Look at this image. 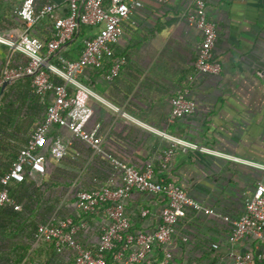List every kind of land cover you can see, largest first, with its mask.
Listing matches in <instances>:
<instances>
[{
  "label": "crops",
  "instance_id": "0c3cea01",
  "mask_svg": "<svg viewBox=\"0 0 264 264\" xmlns=\"http://www.w3.org/2000/svg\"><path fill=\"white\" fill-rule=\"evenodd\" d=\"M49 1L59 5L58 15H66L63 0L36 3L39 7ZM203 1L208 18L217 28L213 53L221 64L219 74L194 71L201 36L186 22L192 0H166L145 1L124 23L123 35L113 47L112 57L99 70L85 69L80 80L98 97L88 100L93 110L89 126H100L105 153L137 169L151 164L158 180L175 183L191 199L217 215L236 218L244 212L245 198L258 182L264 181V170L260 168L264 166V0ZM21 3L22 0H0V34L23 32L24 23L16 15ZM51 29L50 21L41 20L29 33L46 45ZM82 39L75 36L49 61L55 63L58 57L76 59ZM42 52L45 54V47ZM24 60L20 53L0 45V72ZM115 60L122 61L119 73L106 80L104 74ZM182 90L195 100L196 109L191 115L171 120L170 101ZM152 129L222 155L172 146L169 139ZM51 134L72 140L57 166L62 175L72 173L74 180L68 184L75 192L107 185L112 169L104 157L94 155L65 128L54 127ZM14 141L17 155L27 138ZM5 144L7 140L0 137V160L6 151ZM170 149L171 157L164 163L165 152ZM225 155L244 162L232 161ZM44 158V174L60 162L47 153ZM57 182L51 179L47 184L55 189ZM67 193L53 201V215L78 218L75 193L70 201ZM163 204L161 195L132 191L123 203L131 231L154 230L160 223ZM61 210L64 214L59 213ZM99 216H89L87 229L78 235L88 247L96 244ZM175 232L172 264H232V255L244 252L252 254L254 264H264V226L261 237L246 235L231 243L230 228L220 216L189 210L177 223ZM15 243L13 250L0 246V264H52L48 260L53 251L50 245ZM214 243L216 249L211 248ZM156 253L160 255L157 249ZM19 256L22 258L16 263Z\"/></svg>",
  "mask_w": 264,
  "mask_h": 264
},
{
  "label": "built area",
  "instance_id": "2783aa9c",
  "mask_svg": "<svg viewBox=\"0 0 264 264\" xmlns=\"http://www.w3.org/2000/svg\"><path fill=\"white\" fill-rule=\"evenodd\" d=\"M66 15L57 14L59 5L49 1L37 6L36 0H22L16 15L24 23L19 35L0 34V45L20 53L25 60L5 68L0 72V88L4 82H13L21 77L31 79L33 92L40 99L48 97L43 119L34 127L25 145L18 151L9 170L0 177V207L13 203L8 196L10 182H22L26 176L36 177L46 172L44 155L47 153L55 161H60L72 145L70 138L51 134L52 128H65L72 137L85 144L94 155L104 157L111 165L112 173L107 185L99 188L81 189L75 192L74 208L77 221L72 216L51 215L39 223L33 234V245L48 244L58 254L63 255L64 264H172V250L175 244V229L179 220L187 216L189 210L204 215L220 216L230 228L229 241L236 243L246 235L261 237L264 226V181L255 186L244 200V212L236 218L217 215L193 199L175 183L161 181L155 177L151 164L142 169L121 161L102 148L100 126H89L93 110L88 104L92 97L98 98L93 90L80 80L85 69L99 70L113 55V47L123 35L124 23L145 1L164 3L166 0H63ZM41 20L51 22V39L42 44L29 33V29ZM186 22L200 34L201 40L193 62L197 74L217 75L221 64L214 58L217 38L215 23L208 18L203 0H192V8L186 14ZM95 29L81 40L82 47L76 59L58 57L50 62L49 57L59 51L78 33L80 26ZM46 52L43 54V48ZM122 65L115 60L104 74L106 80L114 79ZM55 77L62 80L55 81ZM170 119L174 120L194 113L196 102L182 90L170 101ZM116 110V108H115ZM173 144L210 151L195 144L176 139L164 133ZM173 150L165 152L164 163L168 162ZM232 161L244 162L225 155ZM247 162V161H246ZM254 166V163H251ZM264 170V166H260ZM132 191L161 195L164 204L160 223L150 232H132L128 217L124 214L123 203ZM19 210V205H14ZM99 214L98 238L95 246H86L79 239L81 231L87 229L89 216ZM145 211L141 213L142 216ZM183 240H186L183 238ZM211 248L216 249L214 243ZM155 249L160 255L155 254ZM232 264H254L251 253L232 255ZM262 264V263H259Z\"/></svg>",
  "mask_w": 264,
  "mask_h": 264
},
{
  "label": "trees",
  "instance_id": "16d2710c",
  "mask_svg": "<svg viewBox=\"0 0 264 264\" xmlns=\"http://www.w3.org/2000/svg\"><path fill=\"white\" fill-rule=\"evenodd\" d=\"M89 27L81 25L79 32L76 36L81 37ZM74 59V58H68ZM55 81L61 83L62 80L55 77ZM49 103L48 97L40 99L37 96L31 87V79L28 76L21 77L11 83H8L1 95H0V135L1 132L5 131L7 127L14 124L16 120L23 115L29 117L31 120L37 119L39 122L42 117H44V111L46 106ZM43 112V115L40 114ZM30 133L26 138H29ZM16 155L13 157L15 160ZM8 163V166L13 163ZM7 165V164H6ZM5 164H0V177L6 173L10 166L7 168ZM46 174L36 176L40 178V182L34 183L27 182L28 176L22 182H10L7 186V192L9 199L13 203H6L4 206L0 207V246L4 247L6 242L5 238L8 241L9 231H13V226L26 227V220L31 218V226H28L26 232V240L33 242V234L36 230V227L39 223L45 222L53 213L55 212V203H50L48 205H43L44 193L41 190L43 188V183L41 179ZM2 185L0 183V189ZM14 205H19L20 209H14ZM78 218L74 217V220L77 221ZM18 244V243H15ZM9 250H13L15 247L12 245H6ZM22 248H27L23 246ZM53 251H51V256L49 261L52 264H64L65 260L63 255L58 254L55 249L51 246ZM21 256L16 259L17 261L21 260ZM12 261V260H11ZM14 262V261H12ZM15 263V262H14ZM11 263V264H14ZM110 263V252L107 253V264Z\"/></svg>",
  "mask_w": 264,
  "mask_h": 264
},
{
  "label": "rangeland",
  "instance_id": "374dc122",
  "mask_svg": "<svg viewBox=\"0 0 264 264\" xmlns=\"http://www.w3.org/2000/svg\"><path fill=\"white\" fill-rule=\"evenodd\" d=\"M89 30L90 33L95 31V29L91 30V29H87L85 31V34H87L86 36L89 35ZM80 38H83V34L81 35ZM1 95V94H0ZM43 115V112L40 114V116ZM37 119L31 120L29 117H25L23 115H20V117L16 120V122L12 125H10L9 127L6 128L5 131L1 132V136L3 137V139L5 138L7 140V144H5L6 148H5V152H3V155L1 160H0V164H7V168L10 166H8V163H11V161H13V157H14V153H15V146L16 144H14V140H20L25 138L26 136H28V134L33 130V128L35 127V125L37 124ZM14 141V142H13ZM19 142V141H18ZM5 143V142H4ZM17 143V142H16ZM3 144V143H2ZM57 165H61V161L58 162V164H55L54 167L52 168L53 170L50 173H47L42 179V183H43V188L41 187V190L44 193V203L43 205H48L50 203H52L54 200L57 199V197H59V195L61 194H65L67 193L68 197L67 199L70 201V196L71 194L75 191L71 188L72 186H69L68 182H71L74 180V176H72V173L69 174H65L62 175L60 173V168H58L59 166ZM51 179L56 180L58 184L54 183L56 186L55 189H51V187L47 184V182L51 181ZM35 182V183H39L40 182V178H28L27 182ZM33 182V183H34ZM67 184L69 187H67ZM74 187V186H73ZM60 214H64V212L61 210L59 212ZM31 221L32 219L29 218L26 220L25 223H27L26 227L20 228V226H13V231H9V233H7L6 235H8V241H6V238L4 239L6 242V245H12L16 242V243H20L19 244H23L26 240V232L28 230V226H31ZM22 241V242H21ZM29 243V241H28ZM31 243V241H30ZM15 246V245H14Z\"/></svg>",
  "mask_w": 264,
  "mask_h": 264
},
{
  "label": "water",
  "instance_id": "95a60500",
  "mask_svg": "<svg viewBox=\"0 0 264 264\" xmlns=\"http://www.w3.org/2000/svg\"><path fill=\"white\" fill-rule=\"evenodd\" d=\"M7 83H9V82L6 81V82H4V83L2 84V86H1V88H0V94L2 93L4 87L6 86Z\"/></svg>",
  "mask_w": 264,
  "mask_h": 264
}]
</instances>
